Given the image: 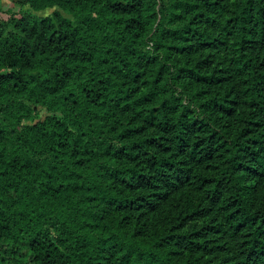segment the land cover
Returning <instances> with one entry per match:
<instances>
[{
    "label": "trees",
    "instance_id": "16d2710c",
    "mask_svg": "<svg viewBox=\"0 0 264 264\" xmlns=\"http://www.w3.org/2000/svg\"><path fill=\"white\" fill-rule=\"evenodd\" d=\"M15 1L0 264H264V0Z\"/></svg>",
    "mask_w": 264,
    "mask_h": 264
},
{
    "label": "rangeland",
    "instance_id": "374dc122",
    "mask_svg": "<svg viewBox=\"0 0 264 264\" xmlns=\"http://www.w3.org/2000/svg\"><path fill=\"white\" fill-rule=\"evenodd\" d=\"M0 4L2 8H8V7L15 6L16 1L15 0H2ZM42 114L44 113L42 112Z\"/></svg>",
    "mask_w": 264,
    "mask_h": 264
}]
</instances>
